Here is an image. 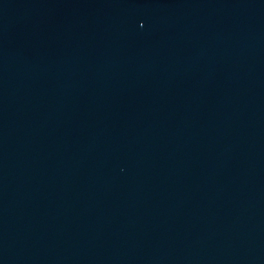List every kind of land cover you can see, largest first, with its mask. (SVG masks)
Returning a JSON list of instances; mask_svg holds the SVG:
<instances>
[{
	"label": "water",
	"instance_id": "95a60500",
	"mask_svg": "<svg viewBox=\"0 0 264 264\" xmlns=\"http://www.w3.org/2000/svg\"><path fill=\"white\" fill-rule=\"evenodd\" d=\"M0 264H264V0H0Z\"/></svg>",
	"mask_w": 264,
	"mask_h": 264
}]
</instances>
